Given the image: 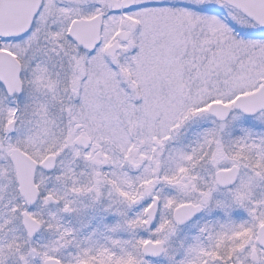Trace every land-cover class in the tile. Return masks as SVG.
Returning a JSON list of instances; mask_svg holds the SVG:
<instances>
[{"label": "snow or ice", "instance_id": "1", "mask_svg": "<svg viewBox=\"0 0 264 264\" xmlns=\"http://www.w3.org/2000/svg\"><path fill=\"white\" fill-rule=\"evenodd\" d=\"M0 264H264V0H0Z\"/></svg>", "mask_w": 264, "mask_h": 264}]
</instances>
